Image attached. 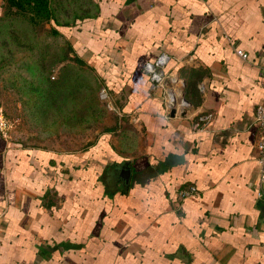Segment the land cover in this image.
Listing matches in <instances>:
<instances>
[{"label":"crops","instance_id":"obj_1","mask_svg":"<svg viewBox=\"0 0 264 264\" xmlns=\"http://www.w3.org/2000/svg\"><path fill=\"white\" fill-rule=\"evenodd\" d=\"M79 5L59 30L122 125L76 150L24 145L0 131V264H264V200L254 183L264 0ZM161 51L165 71L184 81L183 115H164L141 71ZM196 112L209 116L194 130ZM123 160L127 184L110 172ZM186 184L196 193L179 198Z\"/></svg>","mask_w":264,"mask_h":264},{"label":"rangeland","instance_id":"obj_2","mask_svg":"<svg viewBox=\"0 0 264 264\" xmlns=\"http://www.w3.org/2000/svg\"><path fill=\"white\" fill-rule=\"evenodd\" d=\"M47 1L62 22L83 0ZM29 16L14 7L0 16L1 133L24 145L76 150L107 127L120 128L86 59L66 36L49 32L47 20Z\"/></svg>","mask_w":264,"mask_h":264},{"label":"built area","instance_id":"obj_3","mask_svg":"<svg viewBox=\"0 0 264 264\" xmlns=\"http://www.w3.org/2000/svg\"><path fill=\"white\" fill-rule=\"evenodd\" d=\"M235 52L242 58H247V53L239 48H235ZM169 59V55L161 51L153 59L146 60L141 66V71L147 76L152 88L159 90L160 98L163 104V112L167 117L169 116L170 108L174 109L173 115L185 113V109L188 106V100L183 94L184 81L181 77L167 73L165 71V64ZM99 96L106 102L107 107L119 113L118 108L113 105L108 96V92L103 85L99 87ZM181 114V115H183ZM209 113L193 114L191 119V129H201L205 121L207 120ZM254 122L257 127V133L255 137V148L257 155L255 157L256 164V177L254 183L256 185V195L258 198L264 200V192L262 190V184L264 182V106L258 104L254 111ZM196 193V188L193 184H186L179 187L177 190V196L179 198L193 196Z\"/></svg>","mask_w":264,"mask_h":264},{"label":"trees","instance_id":"obj_4","mask_svg":"<svg viewBox=\"0 0 264 264\" xmlns=\"http://www.w3.org/2000/svg\"><path fill=\"white\" fill-rule=\"evenodd\" d=\"M47 0H4V11L5 9L10 10L12 7L16 9H20V11L29 10L32 12V16L30 20L32 21L34 17H39V19H43L48 21V30L52 34L62 35L63 32L59 30V28H64L65 26L71 25L68 20H64L62 22L57 21L55 15L52 13ZM3 11V12H4ZM67 33V31H65ZM72 49V47H71ZM73 50V49H72ZM77 54V53H76ZM78 55V54H77ZM91 68V66H90ZM92 69V68H91ZM108 130V127L105 129ZM91 143V142H89ZM88 143V144H89Z\"/></svg>","mask_w":264,"mask_h":264},{"label":"water","instance_id":"obj_5","mask_svg":"<svg viewBox=\"0 0 264 264\" xmlns=\"http://www.w3.org/2000/svg\"><path fill=\"white\" fill-rule=\"evenodd\" d=\"M173 112L174 109L170 108L169 116H173ZM181 114H183V111L181 112ZM128 163V160H123L121 163H118L117 165L113 166L110 171L111 173H114L119 179H121L124 184H127L129 180L130 169ZM260 209L264 211V201L261 203Z\"/></svg>","mask_w":264,"mask_h":264}]
</instances>
